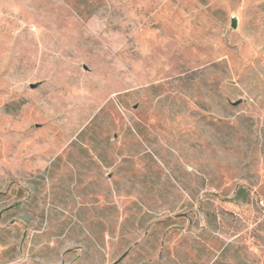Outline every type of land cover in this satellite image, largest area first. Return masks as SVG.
I'll return each mask as SVG.
<instances>
[{
	"label": "rangeland",
	"instance_id": "rangeland-1",
	"mask_svg": "<svg viewBox=\"0 0 264 264\" xmlns=\"http://www.w3.org/2000/svg\"><path fill=\"white\" fill-rule=\"evenodd\" d=\"M0 264H264V0H0Z\"/></svg>",
	"mask_w": 264,
	"mask_h": 264
},
{
	"label": "trees",
	"instance_id": "trees-1",
	"mask_svg": "<svg viewBox=\"0 0 264 264\" xmlns=\"http://www.w3.org/2000/svg\"><path fill=\"white\" fill-rule=\"evenodd\" d=\"M235 197L236 198H241V199H244V194H243V190L242 189H238L236 194H235Z\"/></svg>",
	"mask_w": 264,
	"mask_h": 264
}]
</instances>
